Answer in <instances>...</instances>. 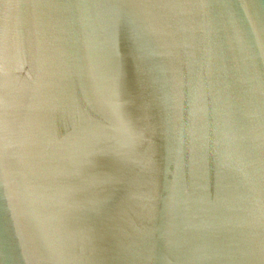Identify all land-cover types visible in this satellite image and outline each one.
<instances>
[{
    "label": "water",
    "instance_id": "water-1",
    "mask_svg": "<svg viewBox=\"0 0 264 264\" xmlns=\"http://www.w3.org/2000/svg\"><path fill=\"white\" fill-rule=\"evenodd\" d=\"M0 264H264V0H0Z\"/></svg>",
    "mask_w": 264,
    "mask_h": 264
}]
</instances>
